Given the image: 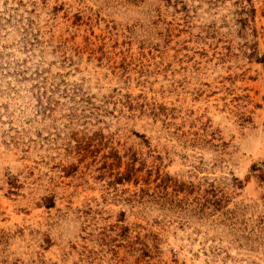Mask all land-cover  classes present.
Here are the masks:
<instances>
[{"label": "rangeland", "instance_id": "obj_1", "mask_svg": "<svg viewBox=\"0 0 264 264\" xmlns=\"http://www.w3.org/2000/svg\"><path fill=\"white\" fill-rule=\"evenodd\" d=\"M0 264H264V0H0Z\"/></svg>", "mask_w": 264, "mask_h": 264}]
</instances>
